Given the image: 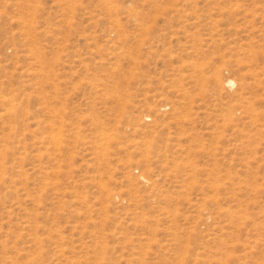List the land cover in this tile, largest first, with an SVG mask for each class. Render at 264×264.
<instances>
[{
	"label": "rangeland",
	"instance_id": "rangeland-1",
	"mask_svg": "<svg viewBox=\"0 0 264 264\" xmlns=\"http://www.w3.org/2000/svg\"><path fill=\"white\" fill-rule=\"evenodd\" d=\"M0 264H264V0H0Z\"/></svg>",
	"mask_w": 264,
	"mask_h": 264
},
{
	"label": "bare ground",
	"instance_id": "bare-ground-1",
	"mask_svg": "<svg viewBox=\"0 0 264 264\" xmlns=\"http://www.w3.org/2000/svg\"><path fill=\"white\" fill-rule=\"evenodd\" d=\"M226 83H227L228 85H232V84H233V82H232L231 80L226 81ZM10 105H11V103H10ZM105 139H106V138H105Z\"/></svg>",
	"mask_w": 264,
	"mask_h": 264
}]
</instances>
